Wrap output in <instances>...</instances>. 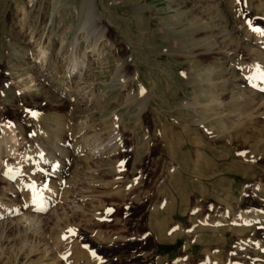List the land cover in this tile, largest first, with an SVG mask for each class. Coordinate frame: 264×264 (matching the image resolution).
Instances as JSON below:
<instances>
[{
	"label": "rangeland",
	"instance_id": "obj_1",
	"mask_svg": "<svg viewBox=\"0 0 264 264\" xmlns=\"http://www.w3.org/2000/svg\"><path fill=\"white\" fill-rule=\"evenodd\" d=\"M94 2L88 34L83 0H0V264H245L264 239L238 220L264 207V0ZM55 183L48 211L10 213Z\"/></svg>",
	"mask_w": 264,
	"mask_h": 264
},
{
	"label": "bare ground",
	"instance_id": "obj_2",
	"mask_svg": "<svg viewBox=\"0 0 264 264\" xmlns=\"http://www.w3.org/2000/svg\"><path fill=\"white\" fill-rule=\"evenodd\" d=\"M79 9H81L80 13L83 12L80 16H82L84 14V12L86 11V19H85L84 24L82 25L81 30L82 31H85L88 34H93V33L97 32L100 29V26L98 24V21L101 20V14L98 11V9L96 8V4H95L94 0H83L82 8H79ZM244 30H246V29H244ZM241 32H242V30H241ZM245 35L249 36L251 38V40H252V37L253 36H250L248 33H246ZM257 40H256V43H257ZM93 51H95V48L93 49ZM90 63L92 64L91 61H90ZM256 63H255V65H256ZM88 65H89V63H88ZM85 68H86V63L84 62V60L82 61L81 59H78V57H77V59H76V57L75 58L72 57L70 59V67H69V70H68V76L66 77V85H64L65 88H68L69 90H71V87L69 85L74 82V87H73L74 89L71 90V92L76 93L78 95V97H79V98L77 97L79 100H81L82 98L85 99L84 101H86V99L88 98V95H93L94 94V85L91 84L90 77H89V75L87 76V70H85ZM256 71H257V75H258V79L257 78L256 79L258 80V82H260V84H254V83L253 84L255 85V88L257 89L256 91H258L259 93H261V92H264V78H262V76H264V70H262L260 67H257L256 68ZM83 73H84V76L82 77ZM55 75L56 74L54 73V76L52 75V77L49 78V79H47V80L49 82H53L55 80ZM118 78L120 80V77H118ZM53 84H55V83H53ZM49 85H52V84L49 83ZM251 87H253V86H251ZM60 90L61 89H58L57 91H60ZM62 93L66 94L63 91H62ZM258 95L256 94V97L257 98L259 97ZM65 98H66L65 100L68 102V100L71 99V95L70 94L69 95H66ZM79 100L77 101V103L82 104V102H80ZM113 128H114L113 129L114 132H112V133H114L115 135L110 140V142L116 144L117 138L119 140V139H121L120 138L121 136H120V134L118 135V128H117V126H114ZM92 140L93 139H91V141ZM96 141H98V140H96ZM37 142H39L37 144H40V145L42 144V146L44 147L42 149V147L40 146V150H39L40 155H41V152L46 153V151H49V152H51V153L54 154L52 156L58 157L60 151L58 149H56L55 146L48 145V144L46 146V142L47 141L46 142L44 140L42 141V139H37ZM110 142H108V144ZM91 143L93 144V142H91ZM91 143H90V141L88 139H85V140H82L79 143V146L81 148H83V149H87L88 150V155H93L95 150L98 149V150L101 151L104 148V146H101V144H98V142H96L98 144L97 146H93ZM99 143H101V141ZM105 149H106V147H105ZM0 150H2V149H0ZM49 152L47 153V155L46 154L41 155V157L43 156V158H42L43 159V163H45V165L48 166L47 169H49V167H51V170H54V169L57 170V168L59 169V164L58 163H60V161L58 162V159L53 158L51 160L49 159L48 161L45 159V157H47L49 155ZM102 152H101V154H102ZM103 153H105V152H103ZM40 155L38 157H40ZM52 156L50 158H52ZM64 167L65 166L63 165L58 170V174L62 173ZM41 171H42V169H41ZM56 172H54L55 173L54 175L57 174ZM28 188H29V186H28ZM45 188L42 187V186H39V188H36L37 190H34V189H32V186H31V189L34 190V193L30 194L31 191H29V195H28V189H26L27 193H25V194L22 195V203H21V205L15 207V209L11 210L10 213H13V215L14 214L17 215V213L19 215V213H21V215H20V217H19L18 220L19 221H23L26 218V216L24 214H22L21 208L23 210H27L28 213H30V215L31 214L42 215L43 213H45L46 211H48V208L51 207L50 206L51 205L50 203H52V204L53 203H57V201L60 199V198H58V195L57 194L58 193L59 194L63 193L64 191L61 192V189L64 188V187H63V185H60V184L58 185L57 183H55V184L51 185V187H49V189H47V191L45 190ZM31 189H29V190H31ZM64 194H66V192H64ZM76 198H74L75 199L74 201H76V200L78 201L79 200V199H76ZM3 207H5V206L0 202V208H3ZM2 218L4 219L6 217H5L4 213L1 212V209H0V219H2ZM238 220H239V224L241 226V229L247 228L249 226L254 227L255 228V237H257L256 236V233H258L257 230H259V229H263L264 230V207H262V209H253V213L245 214V215H242V216L240 215V217L238 218ZM252 237H254V235ZM258 240L254 239V240H250L249 243H244V244L238 245V251H236V252L239 254L240 258H242V260H246L245 264H264V255L257 254L260 251H263L264 252V239H263L262 242L259 241L260 243L257 242ZM248 248L250 249L251 253H254V255L250 254L252 256L249 257V259H245L246 256H248V254L245 253V250L248 249ZM246 251H248V250H246Z\"/></svg>",
	"mask_w": 264,
	"mask_h": 264
},
{
	"label": "snow or ice",
	"instance_id": "obj_3",
	"mask_svg": "<svg viewBox=\"0 0 264 264\" xmlns=\"http://www.w3.org/2000/svg\"><path fill=\"white\" fill-rule=\"evenodd\" d=\"M254 31L258 32L260 35H264V31H261L259 29H253ZM264 78V76H262Z\"/></svg>",
	"mask_w": 264,
	"mask_h": 264
}]
</instances>
